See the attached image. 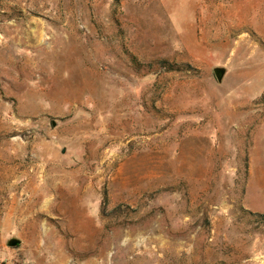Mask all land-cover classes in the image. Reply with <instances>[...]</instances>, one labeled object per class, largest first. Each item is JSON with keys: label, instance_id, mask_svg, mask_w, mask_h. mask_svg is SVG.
<instances>
[{"label": "rangeland", "instance_id": "rangeland-1", "mask_svg": "<svg viewBox=\"0 0 264 264\" xmlns=\"http://www.w3.org/2000/svg\"><path fill=\"white\" fill-rule=\"evenodd\" d=\"M252 155L264 0H0V264H264Z\"/></svg>", "mask_w": 264, "mask_h": 264}, {"label": "crops", "instance_id": "crops-1", "mask_svg": "<svg viewBox=\"0 0 264 264\" xmlns=\"http://www.w3.org/2000/svg\"><path fill=\"white\" fill-rule=\"evenodd\" d=\"M251 165H250V175L248 182V192L246 198L245 206L251 210L258 211L264 214V209H258L252 206L251 195L256 193V195L264 201V160L259 165L255 157L251 156Z\"/></svg>", "mask_w": 264, "mask_h": 264}, {"label": "water", "instance_id": "water-1", "mask_svg": "<svg viewBox=\"0 0 264 264\" xmlns=\"http://www.w3.org/2000/svg\"><path fill=\"white\" fill-rule=\"evenodd\" d=\"M215 75L219 82H222L225 75L226 70L224 68H217L215 69ZM21 244V241L17 238H12L10 241H8V247L10 248H17Z\"/></svg>", "mask_w": 264, "mask_h": 264}, {"label": "trees", "instance_id": "trees-1", "mask_svg": "<svg viewBox=\"0 0 264 264\" xmlns=\"http://www.w3.org/2000/svg\"><path fill=\"white\" fill-rule=\"evenodd\" d=\"M258 216H260V217L264 218V215H258Z\"/></svg>", "mask_w": 264, "mask_h": 264}]
</instances>
